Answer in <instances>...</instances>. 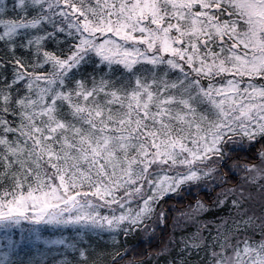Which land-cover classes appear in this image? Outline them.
Wrapping results in <instances>:
<instances>
[{"label": "snow or ice", "instance_id": "obj_1", "mask_svg": "<svg viewBox=\"0 0 264 264\" xmlns=\"http://www.w3.org/2000/svg\"><path fill=\"white\" fill-rule=\"evenodd\" d=\"M145 257L264 264V0H0V264Z\"/></svg>", "mask_w": 264, "mask_h": 264}, {"label": "trees", "instance_id": "obj_2", "mask_svg": "<svg viewBox=\"0 0 264 264\" xmlns=\"http://www.w3.org/2000/svg\"><path fill=\"white\" fill-rule=\"evenodd\" d=\"M191 197H188V198H185L184 200H182L181 202H179V203H177L176 205H175V207L177 208V209H182V208H184L185 207V205H187L188 203H190L191 202ZM176 213H172V215H175ZM169 223L171 224V220L169 221ZM168 232H171V229H167L166 230V234H165V239H167V233ZM176 235L177 236H179L180 235V232L179 231H177L176 232ZM133 243H135V241H133ZM142 249H145V246L144 245H139L138 247H137V251L139 252L140 250H142ZM146 250V249H145ZM130 255H131V253H130ZM145 259L147 260V264H159V262L158 261H153V260H151V259H147V257H145ZM197 258H196V256L195 255H193L192 256V260L193 261H195Z\"/></svg>", "mask_w": 264, "mask_h": 264}]
</instances>
